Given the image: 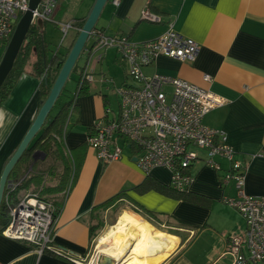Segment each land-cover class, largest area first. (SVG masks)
<instances>
[{
    "label": "crops",
    "instance_id": "0c3cea01",
    "mask_svg": "<svg viewBox=\"0 0 264 264\" xmlns=\"http://www.w3.org/2000/svg\"><path fill=\"white\" fill-rule=\"evenodd\" d=\"M96 1L58 0L54 21L50 22L60 32L61 22L73 21L75 26L65 36L68 43L53 48L60 46L62 52L72 49L84 26L79 23L86 22ZM114 1L107 0L94 28L143 42L164 34L173 25L199 43L200 51L194 60L160 55L144 65L143 71L147 75L160 73L186 79L227 100L225 105L207 113L204 121L223 131L238 157L247 163L246 191L264 195V0ZM148 5L160 16L159 22L141 19V11ZM45 22V36L52 45ZM90 44L87 40L75 65L76 69L79 67L77 83L81 71L93 75L90 92L79 96L69 108L63 136L56 138L62 141L60 158L65 160L68 170L64 172L60 160L37 148L29 161L9 176L8 190L19 183L11 191V202L16 204L29 191L40 192L54 201L60 208L54 243L83 263L95 238L90 235L91 228L102 221L96 233L104 231L103 218L107 222L119 209V216L127 211L179 238L176 248L160 264H232L228 253L230 238L246 228V220L238 209L223 200L226 195H236L232 184L221 185L223 170L195 164L190 172L196 180L189 188L195 200L188 201L170 192L169 169L157 168L150 175L145 174L136 164L134 148L126 146L120 159L103 164L89 146V129L110 107L109 91L132 83L127 64L116 49L103 50L100 60L92 55L88 60ZM206 74L211 76L210 81L204 79ZM67 81L52 115L74 96L75 91L66 100L61 98ZM40 83L28 67L0 107V178L46 100L40 95ZM220 161L227 168L228 164ZM161 185L164 188L160 189ZM118 194L113 204L100 208ZM3 229L0 227V264H77L70 258L50 251L41 253L28 242L7 237ZM98 260L85 264H96Z\"/></svg>",
    "mask_w": 264,
    "mask_h": 264
},
{
    "label": "built area",
    "instance_id": "2783aa9c",
    "mask_svg": "<svg viewBox=\"0 0 264 264\" xmlns=\"http://www.w3.org/2000/svg\"><path fill=\"white\" fill-rule=\"evenodd\" d=\"M116 4L119 0L114 1ZM58 0H41L33 11V21H54ZM29 9V0H0V49L11 39L22 15ZM141 19L150 23L160 21V16L148 5L141 11ZM63 37L75 22L59 23ZM89 52L92 57L109 47H114L127 64L132 83L116 86L120 98L115 111L106 107L104 114L93 124V133L87 142L103 164L122 157L126 146L133 145L136 164L147 175L157 168H167L171 185L177 190H187L196 180L190 169L196 163L215 170H223L222 186L232 184L236 195L224 197V202L238 209L246 220V228L230 238L228 253L232 264H264V195H252L245 189L247 163L238 157L226 134L205 123L210 111L221 107L227 100L212 91L180 77L155 73L147 75L143 66L160 55L180 61L194 60L199 43L177 31L173 25L162 35L135 42L129 36L108 35L99 28L89 33ZM82 79L90 82L93 75L83 72ZM204 79L211 80L206 74ZM111 84L113 79L108 80ZM221 159L228 161L223 168ZM19 183H14L6 195L10 221L3 229L7 237L25 241L39 252L51 251L74 260L62 247L55 245L60 208L40 192L29 191L16 204L10 196ZM97 264V263H96Z\"/></svg>",
    "mask_w": 264,
    "mask_h": 264
},
{
    "label": "trees",
    "instance_id": "16d2710c",
    "mask_svg": "<svg viewBox=\"0 0 264 264\" xmlns=\"http://www.w3.org/2000/svg\"><path fill=\"white\" fill-rule=\"evenodd\" d=\"M84 22V20L80 21L79 24L81 27L84 25ZM9 41L10 39L6 41V44H8ZM59 50L60 46H57L56 48L50 46L49 42L46 39L44 28L41 29L39 25L33 23L26 36V39L19 52V55L15 61L14 67L0 89V107L10 96L16 83L18 82L20 77L26 72L28 67H31V73L41 80L40 95L42 98L46 99L52 89V86L61 68L63 67L66 61L71 47L66 52H62ZM90 55L91 53L89 52L88 60L91 57ZM75 70L76 66L74 67L73 71ZM83 72L84 71H81L80 73L77 87L71 101L68 104L62 105L55 115H52L53 110H51L42 129L40 130V134H38L33 143H31L25 150L24 154L20 158L12 173L15 172L16 168L19 165L28 162L33 152L37 148L44 150L49 156H52V158L56 159L57 161L60 160L63 164L64 172L65 170H68V165L65 163V160L60 158V153L62 154L63 149L62 141H59L56 138L57 136H63L66 121L70 113L69 108L73 106L75 100L79 96L88 94L90 92V81L87 79H82ZM92 133L93 128L91 126V128L89 129V135H91ZM133 147L134 146L131 145V148ZM55 165L56 164L53 165L54 168ZM162 188H164L163 185L160 186V189ZM169 190L177 198L188 201L195 200V196L189 189L183 191L177 190L173 188L170 184ZM8 191L9 190L6 188L0 208V227L2 229L5 228L10 221L8 206L5 201ZM13 194H15V192ZM120 194L100 205V208H106L109 205L113 204L115 199L118 198ZM102 224V221H98L97 225L91 228L90 235L92 238L97 236L98 233L96 232L99 228L102 227Z\"/></svg>",
    "mask_w": 264,
    "mask_h": 264
},
{
    "label": "water",
    "instance_id": "95a60500",
    "mask_svg": "<svg viewBox=\"0 0 264 264\" xmlns=\"http://www.w3.org/2000/svg\"><path fill=\"white\" fill-rule=\"evenodd\" d=\"M41 0H29V9L22 15L20 18L15 31L6 47V50L0 60V89L3 86L5 80L10 74L11 70L14 67L15 61L19 55V52L24 44L26 36L33 25V11L37 8ZM107 0H97L88 19L86 20L83 28L80 31V34L75 41L72 49L70 50L66 61L61 68L52 89L46 98L42 108L40 109L35 121L29 128L26 133L24 139L19 145L17 151L8 161L7 165L4 168L2 176L0 178V208L3 201V196L5 189L10 186L11 180L9 176L19 162L20 158L24 154L25 150L28 148L32 139L37 135L39 130L43 127L49 113L51 112L54 104L56 103L58 97L60 96L64 85L71 74L74 66L76 65L77 60L80 57V54L84 47L87 44V40L89 38V33L95 27L96 21L105 5ZM36 24L42 29L44 26V21L42 19H38ZM136 160V158H135ZM115 261L108 255H101L97 264H117Z\"/></svg>",
    "mask_w": 264,
    "mask_h": 264
},
{
    "label": "bare ground",
    "instance_id": "6f19581e",
    "mask_svg": "<svg viewBox=\"0 0 264 264\" xmlns=\"http://www.w3.org/2000/svg\"><path fill=\"white\" fill-rule=\"evenodd\" d=\"M178 240L144 218L124 211L96 242L102 255L119 264H160L176 248Z\"/></svg>",
    "mask_w": 264,
    "mask_h": 264
},
{
    "label": "rangeland",
    "instance_id": "374dc122",
    "mask_svg": "<svg viewBox=\"0 0 264 264\" xmlns=\"http://www.w3.org/2000/svg\"><path fill=\"white\" fill-rule=\"evenodd\" d=\"M46 29L48 31L47 35L49 37V39L53 40L52 41V45L50 44V46H55L56 44H64L66 45L69 41V38H63V34L62 32H60L59 30L55 29V23L54 22H47L46 23ZM6 45H4L1 49H0V59L2 58L5 50H6ZM115 49L114 47H109ZM108 49V48H106ZM105 50V49H104ZM98 57V55H94L93 59H96ZM91 58V57H90ZM82 58H80V62H82ZM81 63H79L80 65ZM89 67V66H88ZM79 67H77L76 71L72 72L71 77L68 79L67 84H66V88L64 89V92L61 96L62 100H66L68 97H71V92H74L76 90L77 87V72H78ZM109 99H110V107L112 109H114L115 111L119 108V102H120V98L114 88V90L109 91ZM223 160L226 164H228V161L225 159H221ZM197 164V163H196ZM121 213V211H119V209L114 210V212L111 214V217L109 218V220L106 222L107 219L103 218L105 224H106V229L104 228V231L99 232V234H97V236H95V238L92 240L91 246H90V250L88 253V256L86 257V260L84 263H89L91 260L93 261H97L98 258L102 255V253H100L97 249V242L98 238L100 237V235H102L106 230H108L111 224H115L117 218L119 217V214ZM108 224V225H107ZM118 262V261H117ZM95 263V262H94ZM119 264V262L117 263Z\"/></svg>",
    "mask_w": 264,
    "mask_h": 264
}]
</instances>
